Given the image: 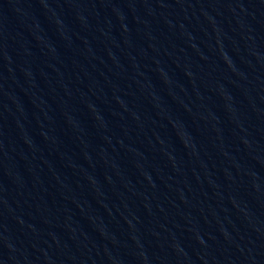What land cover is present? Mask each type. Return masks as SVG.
<instances>
[{
  "label": "water",
  "instance_id": "water-1",
  "mask_svg": "<svg viewBox=\"0 0 264 264\" xmlns=\"http://www.w3.org/2000/svg\"><path fill=\"white\" fill-rule=\"evenodd\" d=\"M110 264H264V0H95Z\"/></svg>",
  "mask_w": 264,
  "mask_h": 264
}]
</instances>
